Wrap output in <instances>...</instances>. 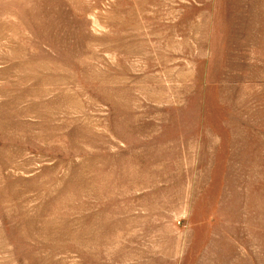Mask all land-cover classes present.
Wrapping results in <instances>:
<instances>
[{
	"label": "rangeland",
	"instance_id": "374dc122",
	"mask_svg": "<svg viewBox=\"0 0 264 264\" xmlns=\"http://www.w3.org/2000/svg\"><path fill=\"white\" fill-rule=\"evenodd\" d=\"M0 264H264V0H0Z\"/></svg>",
	"mask_w": 264,
	"mask_h": 264
}]
</instances>
